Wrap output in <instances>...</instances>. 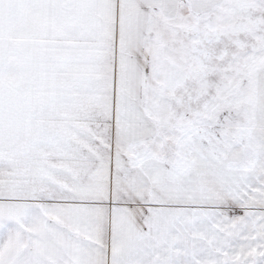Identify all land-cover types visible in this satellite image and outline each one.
<instances>
[{
  "label": "snow or ice",
  "instance_id": "1",
  "mask_svg": "<svg viewBox=\"0 0 264 264\" xmlns=\"http://www.w3.org/2000/svg\"><path fill=\"white\" fill-rule=\"evenodd\" d=\"M0 264H264V0H0Z\"/></svg>",
  "mask_w": 264,
  "mask_h": 264
}]
</instances>
